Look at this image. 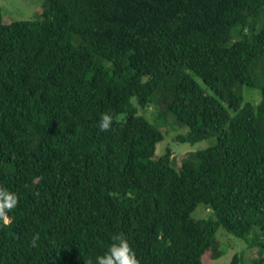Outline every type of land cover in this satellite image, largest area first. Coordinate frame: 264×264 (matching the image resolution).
I'll use <instances>...</instances> for the list:
<instances>
[{"label": "trees", "instance_id": "obj_1", "mask_svg": "<svg viewBox=\"0 0 264 264\" xmlns=\"http://www.w3.org/2000/svg\"><path fill=\"white\" fill-rule=\"evenodd\" d=\"M45 1L40 20L0 17V188L17 196L0 264H97L116 235L138 264H202L219 228L264 264V0ZM133 98L178 141L216 143L158 156Z\"/></svg>", "mask_w": 264, "mask_h": 264}, {"label": "rangeland", "instance_id": "obj_2", "mask_svg": "<svg viewBox=\"0 0 264 264\" xmlns=\"http://www.w3.org/2000/svg\"><path fill=\"white\" fill-rule=\"evenodd\" d=\"M47 2L45 0H0V17L4 24H11L17 21H34L43 18ZM238 39V31L234 32V39ZM197 82L205 88L203 82L195 78ZM263 84L260 80L259 85ZM240 94L245 102L258 104L262 95L259 88L252 89L248 87H240ZM133 105L138 109V114L144 116L150 123H153L165 134V139L157 145L156 153L158 156L164 155L167 149L171 150L173 159L176 163H180L189 153L207 149L216 143L215 138L205 139L195 144L180 142L177 137L186 135L188 129L184 125L177 123L174 116L168 115L159 117L154 106L142 108L138 105L137 99H132ZM195 220H206L213 218L212 210L205 205L200 204L192 213ZM258 232L257 229H255ZM216 239L220 242L219 250L221 255L217 258L211 257V252H206L201 258L202 264H233L235 257H238V264H252V261L258 258L261 247L256 246L249 249V245L245 240L227 233L223 228H219L216 232ZM261 244L264 243V236L260 238Z\"/></svg>", "mask_w": 264, "mask_h": 264}, {"label": "clouds", "instance_id": "obj_3", "mask_svg": "<svg viewBox=\"0 0 264 264\" xmlns=\"http://www.w3.org/2000/svg\"><path fill=\"white\" fill-rule=\"evenodd\" d=\"M112 123L111 115L105 113L100 116L99 128L106 131ZM17 204V196L13 192L0 188V218L7 223L6 212L13 209ZM113 244L108 253L97 257V264H138L134 252L123 235L113 237Z\"/></svg>", "mask_w": 264, "mask_h": 264}]
</instances>
